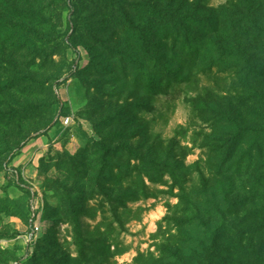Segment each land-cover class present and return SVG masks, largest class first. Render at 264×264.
<instances>
[{
  "label": "rangeland",
  "instance_id": "1",
  "mask_svg": "<svg viewBox=\"0 0 264 264\" xmlns=\"http://www.w3.org/2000/svg\"><path fill=\"white\" fill-rule=\"evenodd\" d=\"M142 2L0 0V264H215L226 255L215 237L234 217L227 203L256 176L225 195L229 185L210 167L234 130L220 113L264 128L248 121L249 107L264 103L245 101L254 83L222 68L228 54L215 57L228 43L221 32L195 64L194 54L158 53L189 82L172 101L153 98L145 85L158 73L141 55L131 63L137 46L121 34L116 7L130 14ZM186 3L184 15L203 16L237 0ZM215 59L220 66L204 73ZM32 212L39 231L30 242Z\"/></svg>",
  "mask_w": 264,
  "mask_h": 264
},
{
  "label": "trees",
  "instance_id": "2",
  "mask_svg": "<svg viewBox=\"0 0 264 264\" xmlns=\"http://www.w3.org/2000/svg\"><path fill=\"white\" fill-rule=\"evenodd\" d=\"M149 1L133 4L134 8L130 9V14L124 11L122 6L116 7L120 14L121 34L129 37V40L133 39L137 46L135 57H129L131 63L137 67V56L141 55L152 62L154 73H158L148 76L145 85L153 98L164 95L167 101H172L185 92L184 87L189 82V79L173 71L168 64L160 62L158 53L162 54L168 48L174 54L178 52L176 56L182 54V60L186 61L194 54L195 64L202 55V49L211 41L208 36L221 32L228 37V43L225 47L216 48L215 57L217 55L222 58L228 54L232 61L224 62L222 68L228 70L234 79L241 76L244 82L249 80L254 83L250 89L247 88L251 93L246 95L245 101L254 105L264 103V71L257 68L260 60L258 58L264 57V2L237 0L236 4L220 6L208 10L203 16H198L184 15L188 0ZM111 7L113 5L106 4V9L110 10ZM220 42V39L214 40L216 46ZM244 42L258 44V53L248 55L247 50L243 48ZM197 47L198 51L195 49ZM191 48H194L195 52H192ZM166 59L167 56H164L163 60ZM214 66H220L217 65V59L212 65L205 67L203 72L209 74ZM144 109L152 110L148 106ZM220 114L234 125V130L229 131L231 134H225V140L221 136L222 143L214 147V154L219 157L217 165L214 167L213 163H210L215 176L225 179L229 185L225 195L233 192L232 186L237 179L250 175L256 177H250L252 186L246 189L245 195H237L231 205L225 200L228 215L234 217L229 226L221 227L215 237V241H224L226 246V255L218 257L215 264H264V128L253 129L250 124L244 126L239 114ZM248 116L249 122L264 123V109L249 107ZM252 132H255V136L251 143L242 147V142L250 138ZM245 163L247 166L243 175L241 170ZM103 195L109 197L105 192ZM113 212L117 216L115 209ZM182 224L181 222L179 225Z\"/></svg>",
  "mask_w": 264,
  "mask_h": 264
},
{
  "label": "built area",
  "instance_id": "3",
  "mask_svg": "<svg viewBox=\"0 0 264 264\" xmlns=\"http://www.w3.org/2000/svg\"><path fill=\"white\" fill-rule=\"evenodd\" d=\"M38 231H39L38 221L36 220L35 214L32 212L29 218V226L26 234L27 240L33 242L35 240V236L37 235Z\"/></svg>",
  "mask_w": 264,
  "mask_h": 264
}]
</instances>
